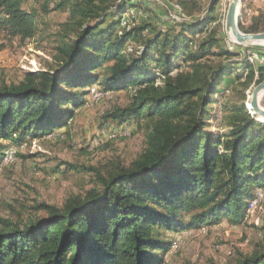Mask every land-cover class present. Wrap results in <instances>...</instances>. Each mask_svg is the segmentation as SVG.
<instances>
[{"label": "trees", "instance_id": "obj_1", "mask_svg": "<svg viewBox=\"0 0 264 264\" xmlns=\"http://www.w3.org/2000/svg\"><path fill=\"white\" fill-rule=\"evenodd\" d=\"M26 1L0 0V26L22 40L37 26ZM43 1L67 9L64 27L75 37L57 47L56 69L0 86V157L10 144L68 134L94 85L131 93L106 117L122 126L143 120L147 146L129 165L116 159L96 172L98 184L82 198L39 205L44 216L22 228L0 219V264H161L175 236L223 219L241 223L264 187V125L233 101L221 108L226 130L209 131L216 96L245 65L221 45L219 1L201 9L193 0L190 10L202 15L163 30L147 18L130 25L142 8L131 0ZM238 29L264 33V15ZM131 41L142 49L126 51ZM248 69L244 88L264 79V67ZM234 264H264V242Z\"/></svg>", "mask_w": 264, "mask_h": 264}, {"label": "rangeland", "instance_id": "obj_2", "mask_svg": "<svg viewBox=\"0 0 264 264\" xmlns=\"http://www.w3.org/2000/svg\"><path fill=\"white\" fill-rule=\"evenodd\" d=\"M214 1V5L219 1L217 11L222 32L221 45L236 54L231 59L233 63L245 61L243 68L240 67L227 79L225 88L216 96V103L210 111L209 131L222 133L226 128H222L221 123H225L228 115L221 110L222 106L228 107L234 101L242 104L246 110L250 93L256 86L253 82L248 88L243 85L248 67L255 71L259 68L257 58L240 57V52L250 51L254 55L264 56V47L233 48L224 33L230 0H195L201 9H206ZM131 2L140 3L142 8L136 12L135 20L130 25L147 18V22L156 30H163L175 22L196 19L203 13L190 10L195 7L193 0ZM245 3L250 10L264 15V0ZM24 8L37 13L36 31L32 38L22 40L10 36L0 26V86L17 84L28 72L56 69L59 64L56 60L57 47L61 42L75 37L64 27L71 22L67 9L55 10L52 3L45 6L43 0H27ZM244 19L238 16L241 25ZM143 35L149 34L145 32ZM125 49L141 50L142 41H131ZM210 60L217 62L221 58L212 57ZM72 93H76V90ZM130 95L124 91H105L101 86L94 85L89 88L83 106L76 111L68 134L36 138L22 145H8L6 150L10 149L15 155L4 169H0V219L22 228L29 220L44 216V211H36L39 205L59 208L70 197L82 198L98 184L96 172L103 173L107 165L116 159L125 166L136 159L147 146L144 121L122 126L106 117L114 109L124 107ZM262 100L259 106L264 109ZM116 130L126 132L121 138L107 137L91 146V140L97 135L114 134ZM260 189H255L244 221L235 223L223 219L218 224L191 229L175 236V242L163 254L161 264H234L236 259L251 255L255 245L264 242V187Z\"/></svg>", "mask_w": 264, "mask_h": 264}, {"label": "water", "instance_id": "obj_3", "mask_svg": "<svg viewBox=\"0 0 264 264\" xmlns=\"http://www.w3.org/2000/svg\"><path fill=\"white\" fill-rule=\"evenodd\" d=\"M241 0H230L224 22V33L228 41L241 47L263 48L264 33H242L238 29V16L240 13ZM264 91V79L257 84L250 93L245 113L250 115L256 122L264 125V109L259 106L258 97Z\"/></svg>", "mask_w": 264, "mask_h": 264}, {"label": "built area", "instance_id": "obj_4", "mask_svg": "<svg viewBox=\"0 0 264 264\" xmlns=\"http://www.w3.org/2000/svg\"><path fill=\"white\" fill-rule=\"evenodd\" d=\"M230 44H231V46L233 48H235L236 46L237 47H241V46H238V45L234 44L231 41H230ZM240 57L257 58L259 67H264V56H257V55H254V53H250V51H247L246 53L240 52ZM125 132L126 131H118V130H116V132H114V134H100V135H97L96 137H94L91 140V146H93L94 143H96V142H98L100 140H103L104 138H107V137H115V139L121 138V137H123Z\"/></svg>", "mask_w": 264, "mask_h": 264}, {"label": "crops", "instance_id": "obj_5", "mask_svg": "<svg viewBox=\"0 0 264 264\" xmlns=\"http://www.w3.org/2000/svg\"><path fill=\"white\" fill-rule=\"evenodd\" d=\"M255 2L257 0H241V4H240V17L243 18L245 17V22L243 23V25L245 27H248L251 24V21L253 18H255L257 15H260L261 13H259V11L253 10V9H249L248 7H246V3L245 2Z\"/></svg>", "mask_w": 264, "mask_h": 264}, {"label": "bare ground", "instance_id": "obj_6", "mask_svg": "<svg viewBox=\"0 0 264 264\" xmlns=\"http://www.w3.org/2000/svg\"><path fill=\"white\" fill-rule=\"evenodd\" d=\"M262 99H264V91L259 95L258 101L259 102L260 100L263 101ZM13 158H14V153L10 149L5 150V152L0 157V169H2L3 167H6L8 163H10L13 160Z\"/></svg>", "mask_w": 264, "mask_h": 264}]
</instances>
